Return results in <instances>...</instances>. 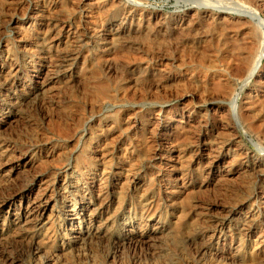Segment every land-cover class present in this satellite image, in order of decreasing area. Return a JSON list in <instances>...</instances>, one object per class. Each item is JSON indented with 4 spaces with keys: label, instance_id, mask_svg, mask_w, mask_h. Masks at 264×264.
<instances>
[{
    "label": "rangeland",
    "instance_id": "1",
    "mask_svg": "<svg viewBox=\"0 0 264 264\" xmlns=\"http://www.w3.org/2000/svg\"><path fill=\"white\" fill-rule=\"evenodd\" d=\"M2 1L0 264H264V0Z\"/></svg>",
    "mask_w": 264,
    "mask_h": 264
},
{
    "label": "bare ground",
    "instance_id": "2",
    "mask_svg": "<svg viewBox=\"0 0 264 264\" xmlns=\"http://www.w3.org/2000/svg\"><path fill=\"white\" fill-rule=\"evenodd\" d=\"M0 1H2V0H0ZM8 1V0H7ZM11 1V0H10ZM32 1V0H31ZM41 1V0H40ZM51 1H53V0H51ZM55 1V0H54ZM63 2H64V0H62ZM82 1V0H81ZM84 1H86V3H87V1L88 0H84ZM89 1H91V0H89ZM3 2V1H2ZM5 2H6V0H5ZM16 2V1H15ZM34 2V1H33ZM38 2H39V0H38ZM42 2V1H41ZM57 2H60V1H58L57 0ZM68 2V1H67ZM66 2V3H67ZM72 2V1H71ZM70 2V3H71ZM107 2V1H106ZM49 3V2H48ZM47 3V4H48ZM65 3V4H66ZM75 3V2H74ZM90 3V2H89ZM43 4V3H42ZM51 4V3H50ZM53 4V3H52ZM62 4V3H61ZM72 4H73V2H72ZM76 4V3H75ZM82 4V3H81ZM85 4V3H84ZM83 4V5H84ZM96 4H98V2L96 3ZM103 4V3H102ZM105 4V3H104ZM109 4V3H108ZM6 5V4H5ZM14 5V4H13ZM35 5V4H34ZM39 5V4H38ZM68 5H70V4H68ZM92 5H94V3L92 4ZM99 5H101V4H99ZM107 5V4H106ZM105 5V6H106ZM11 6V5H10ZM15 6V5H14ZM43 6H45L44 4H43ZM56 6V5H55ZM63 7H64V5H62ZM90 6V5H89ZM111 6V5H110ZM109 6V7H110ZM21 7V6H20ZM19 7V8H20ZM25 7V6H24ZM36 7V6H35ZM39 7V6H38ZM42 7V6H41ZM46 7H48V6H46ZM60 7V6H59ZM58 7V8H59ZM86 7V6H85ZM100 7V6H99ZM107 7V6H106ZM6 8V7H5ZM8 8V7H7ZM11 8V7H10ZM9 8V9H10ZM13 8V7H12ZM51 8V7H50ZM57 8V7H56ZM57 8V9H58ZM68 8V7H67ZM70 8V7H69ZM88 8V7H87ZM87 8H85V9H87ZM22 9V8H21ZM21 9H20V12H22L21 11ZM35 9V13H33L34 15H36L37 16V18L39 17L40 19L42 18L41 17V14H40V12L36 9V8H34ZM45 9V8H44ZM56 9V10H57ZM61 9V8H60ZM74 9V8H73ZM77 9V8H76ZM75 9V10H76ZM98 9V8H97ZM106 9V8H105ZM109 9V8H108ZM12 10V9H11ZM18 10V9H17ZM27 10V9H26ZM41 10V9H40ZM43 10V9H42ZM52 10V9H51ZM86 11V10H85ZM18 12V11H17ZM46 12V11H45ZM48 12V11H47ZM52 12V11H51ZM70 12V11H69ZM107 12V11H106ZM65 13V12H64ZM87 13V12H86ZM105 13V12H104ZM21 14V13H20ZM49 14V13H48ZM54 14V13H53ZM89 14V13H88ZM101 14V13H100ZM109 14V13H108ZM17 15V14H16ZM47 15V14H46ZM50 15V14H49ZM57 15V14H56ZM67 15V14H66ZM86 15V14H85ZM93 15V14H92ZM15 16V15H14ZM50 16H52V15H50ZM91 16V15H90ZM107 17V16H106ZM51 18V17H50ZM88 18H90V17H88ZM98 18V17H97ZM103 18H105L104 16H103ZM102 18V19H103ZM108 18V17H107ZM10 19V18H9ZM43 19V18H42ZM57 19V18H56ZM91 19V18H90ZM32 20V19H31ZM34 20H36V19H34ZM59 20V19H58ZM100 19H98L97 21H99ZM147 20V19H146ZM222 20H223V18H222ZM47 21V20H46ZM89 21V20H88ZM133 21V20H132ZM50 22V21H49ZM70 22V21H69ZM92 22V21H91ZM90 22V23H91ZM94 22V21H93ZM53 23V22H52ZM52 23H48V24H43V25H39L40 26V28L36 31V29H35V31H36V34H38V35H42L43 36V34H44V36L47 34V36L46 37H48V35H49V37H50V35L51 36H53L52 34H54V36H56V35H59L60 33H65V39L69 36V31H70V28H69V26H63V25H56V24H52ZM54 23H55V21H54ZM58 23V22H57ZM85 23V22H84ZM34 24V23H33ZM40 24V23H39ZM60 24V23H59ZM68 25V24H67ZM72 25V24H71ZM133 25V24H132ZM152 25V24H151ZM17 26V25H16ZM31 26H32V24H28V25H26L25 26V31H27L28 29H31ZM83 26H85V25H83ZM86 26H88L87 24H86ZM119 26V25H118ZM33 27V26H32ZM93 27V26H92ZM111 27V26H110ZM120 27V26H119ZM122 27V26H121ZM18 30H16V33H17V31H18V33H20L21 31V27L20 26H18V27H16ZM87 28V27H86ZM91 28V27H90ZM94 28V27H93ZM92 28V29H93ZM112 28V27H111ZM114 28V27H113ZM118 28V27H117ZM137 28V27H136ZM221 28V27H220ZM80 29V28H79ZM89 29V28H88ZM96 29V28H95ZM110 29V28H109ZM183 29H185V28H183ZM73 30H74V28H73ZM116 30V29H115ZM114 30V31H115ZM135 30V29H134ZM34 31V30H33ZM87 31V30H86ZM92 31V30H91ZM109 31H111V30H109ZM109 31H108V33H109ZM113 31V30H112ZM126 31V30H125ZM79 32V31H78ZM89 32V31H88ZM121 32H122V30H121ZM133 32V31H132ZM28 33V32H27ZM26 33V34H27ZM75 33H77V32H75ZM74 33V34H75ZM82 33V32H81ZM89 33H92V32H89ZM135 33V32H134ZM138 33V32H137ZM229 33H230V31H229ZM231 33H232V31H231ZM238 33V32H237ZM35 34V33H34ZM34 34L32 35V36H34ZM83 34H85V33H83ZM94 34H95V32H94ZM119 34V33H118ZM144 34V33H143ZM17 35V34H16ZM23 34H21V36H22ZM25 35V34H24ZM76 35V34H75ZM89 35V34H88ZM113 35V34H112ZM111 35V36H112ZM114 35H115V33H114ZM113 35V36H114ZM124 35V34H123ZM133 35V34H132ZM136 35V34H135ZM20 36V37H21ZM73 36V35H72ZM82 36V35H81ZM85 36V35H84ZM232 36V35H231ZM239 36V35H238ZM240 36H242V35H240ZM39 37V36H38ZM46 37H43L44 39L46 38ZM80 37V36H79ZM97 37V36H96ZM125 37H126V34H125ZM232 37H234V36H232ZM18 38V37H17ZM25 38V37H24ZM27 38V37H26ZM30 38V37H29ZM40 38H42V37H40ZM54 38V37H53ZM76 38V37H75ZM103 38V37H102ZM115 38V37H114ZM121 38V37H120ZM239 38V37H238ZM242 38V37H241ZM36 39V38H35ZM61 39V38H60ZM70 39V38H69ZM113 39V38H112ZM116 39V38H115ZM232 39H234V38H232ZM51 40V39H50ZM242 40V39H241ZM244 40V39H243ZM21 41V40H20ZM30 41V40H29ZM32 41V40H31ZM45 41V40H44ZM47 41V40H46ZM82 41V40H81ZM80 41V42H81ZM107 41V40H106ZM239 41H240V38H239ZM37 42V41H36ZM61 42H62V40H61ZM68 42V41H67ZM66 42V43H67ZM110 42H113V41H110ZM232 42V41H231ZM23 43V42H22ZM25 43V42H24ZM33 43V42H32ZM77 43V42H76ZM205 43V42H204ZM244 42H242V44H243ZM5 44V43H4ZM2 45V48L7 52V50H8V48H7V45ZM44 44V43H43ZM74 44H75V42H74ZM118 44V43H117ZM57 45V44H56ZM73 45V44H72ZM248 45V44H247ZM264 45V35H262V39H261V41H260V44H259V48H257L258 49V51L256 52V54L254 55V56H249V66L247 67V69H246V76H245V79L249 76V75H251L256 69H257V67H258V65L261 63V58H262V54H261V52H260V48H261V46H263ZM24 46V45H23ZM49 46V45H48ZM63 46V45H62ZM244 46V45H243ZM45 47V46H44ZM66 47H68V46H66ZM71 47V46H70ZM77 47H79V46H77ZM251 47V46H250ZM40 48V47H39ZM38 48V49H39ZM56 48V47H55ZM57 48H61V47H57ZM127 48V47H126ZM249 48V47H248ZM247 47H246V49H248ZM46 49H47V47H46ZM69 49V48H68ZM9 50H10V48H9ZM9 50H8V52H9ZM29 50V49H28ZM51 50V49H50ZM74 51V50H73ZM222 51V50H221ZM64 52V51H63ZM232 52V51H231ZM230 52V53H231ZM55 53V52H54ZM53 53V54H54ZM73 53V52H72ZM227 53V52H226ZM236 53V52H235ZM239 53V52H238ZM245 53V52H244ZM44 54H45V52H44ZM49 54H50V52H49ZM59 54V53H58ZM63 54V53H62ZM78 54V53H77ZM222 54V53H221ZM225 54V53H224ZM5 55V54H4ZM57 55V54H56ZM65 55V54H64ZM67 55V54H66ZM240 55V54H239ZM6 56H7V54H6ZM11 56V55H10ZM53 56V55H52ZM55 56V55H54ZM59 56V55H58ZM74 56V55H73ZM199 56V55H198ZM221 56V55H220ZM219 56V57H220ZM231 56H234V55H231ZM241 56V55H240ZM48 57V56H47ZM56 57V56H55ZM65 57V56H64ZM222 57V56H221ZM242 57V56H241ZM10 58V57H9ZM62 58V57H61ZM68 58H69V56H68ZM211 58V57H210ZM227 58V57H226ZM59 59V58H58ZM57 59V60H58ZM63 59V58H62ZM61 59V60H62ZM65 59V58H64ZM76 59V58H75ZM89 59V58H88ZM197 59V58H196ZM212 59V58H211ZM243 59V58H242ZM77 60V59H76ZM208 60V59H207ZM224 60V59H223ZM226 60H228V59H226ZM232 60V59H231ZM10 61V60H9ZM35 61V60H34ZM55 61V60H54ZM63 61V60H62ZM69 61V60H68ZM89 61V60H88ZM236 61V60H235ZM234 61V62H235ZM59 62V61H58ZM65 62V61H64ZM196 62V61H195ZM4 63V62H3ZM6 63V62H5ZM35 63V62H34ZM236 63V62H235ZM10 64V63H9ZM9 64H7V65H9ZM14 64V63H13ZM67 64V63H66ZM83 64H85V63H83ZM104 64V63H103ZM223 64V63H222ZM233 64V63H232ZM12 65V64H11ZM235 65V64H234ZM236 65H239L240 66V64H236ZM7 67V66H6ZM9 67V66H8ZM7 67V68H8ZM11 67V66H10ZM238 67V66H237ZM68 68V67H67ZM79 68V67H78ZM219 68V67H218ZM227 68V67H226ZM57 69V68H56ZM59 69V68H58ZM61 69V68H60ZM229 69H230V67H229ZM235 69H237V68H235ZM239 69V68H238ZM41 70V69H40ZM219 70V69H218ZM46 71V70H45ZM44 71V72H45ZM53 71V70H52ZM78 71H79V69H78ZM14 72V71H13ZM35 72H37V71H35ZM39 73V72H38ZM42 73V72H41ZM48 73V72H47ZM216 73V72H215ZM241 73H243V72H241ZM82 74V73H81ZM84 74V73H83ZM89 74V73H88ZM87 73H86V75L87 76H89ZM152 74V73H151ZM232 74V73H231ZM234 74H235V72H234ZM51 75V74H50ZM77 75V74H76ZM85 75V74H84ZM85 75V76H86ZM241 75V74H240ZM47 76V75H46ZM214 76V75H213ZM11 77H12V70H11V68H8V70L7 71H5L2 67L0 68V86H5V85H7V86H9L10 85V83H12V81H11ZM33 77V76H32ZM38 77V76H37ZM37 77H35L36 79H37ZM57 77V76H56ZM66 77V76H65ZM223 77H225V76H223ZM227 77V76H226ZM225 77V78H226ZM92 78V77H91ZM256 78L258 79V80H264V66L257 72V76H256ZM49 79V78H48ZM69 79V78H68ZM80 79V78H79ZM79 79H77V81H79ZM93 79V78H92ZM218 79V78H217ZM220 79V78H219ZM228 79V77L226 78V80ZM47 80V79H46ZM90 80V79H89ZM101 80V79H100ZM213 80V79H212ZM223 80V79H222ZM42 81V80H41ZM49 81V80H48ZM51 81H52V79H51ZM220 81V80H219ZM224 81V80H223ZM222 81V82H223ZM177 82V81H176ZM191 82V81H190ZM201 82V81H200ZM214 82V81H213ZM225 82V81H224ZM224 82H223V85H224ZM258 82V81H257ZM40 83V82H39ZM44 83V82H43ZM81 83V82H80ZM256 83V82H255ZM87 84V83H86ZM96 84V83H95ZM225 84H226V82H225ZM229 84H231V83H229ZM256 85H258V84H256ZM264 84L263 83H259V88L261 89L260 90V92L261 93H263L264 94V89H263V86ZM94 86H97V85H94ZM225 86V85H224ZM223 86V87H224ZM231 86V85H230ZM44 87V86H43ZM211 87V86H210ZM217 87H218V85H217ZM222 87V86H221ZM42 88V87H41ZM43 89V88H42ZM45 89V88H44ZM97 89H100V88H97ZM227 89V88H226ZM61 90V89H60ZM91 90V89H90ZM192 90V89H191ZM200 90V89H199ZM255 90V89H254ZM13 91V90H12ZM99 91H101V90H99ZM123 91V90H122ZM35 92V91H34ZM215 92H216V90H215ZM84 93H85V91H84ZM224 93V92H223ZM225 93H227V92H225ZM30 94V93H29ZM69 94V93H68ZM86 94H88V93H86ZM121 94V93H120ZM220 94V93H219ZM250 95V94H249ZM262 95V94H261ZM252 96V95H251ZM99 98V97H98ZM198 98V97H197ZM254 98V97H253ZM90 99V98H89ZM88 99V100H89ZM246 99V98H245ZM255 99V98H254ZM253 99V100H254ZM264 99V98H263ZM111 100V99H110ZM197 100V99H196ZM218 100V99H217ZM256 100V99H255ZM258 100V99H257ZM262 100V99H261ZM104 101H107L106 99L104 100ZM103 100H102V103L104 102ZM208 101V100H207ZM212 101H215V100H212ZM263 102V101H262ZM262 102H260V103H262ZM101 103V102H100ZM264 103V102H263ZM185 104V103H184ZM207 104V103H206ZM243 104V103H242ZM124 105V104H123ZM252 105V104H251ZM182 106V105H181ZM197 106V105H196ZM199 106V105H198ZM223 106V105H222ZM228 106H229V111H230V113H231V116L233 117V119L232 120H234V125H238V122H236L235 121V117H234V112H235V105H234V103L232 102V101H230L229 102V104H228ZM227 106V107H228ZM201 107V106H200ZM211 107V106H210ZM60 109H62V108H60ZM179 109V108H178ZM197 109H199V108H197ZM214 109V108H213ZM212 108L211 109H206V111H211V110H213ZM195 110V109H194ZM178 111V110H177ZM186 111H188L187 109H185V108H183L181 111H180V113L179 114H183L184 112H186ZM169 112V111H168ZM199 112V111H198ZM221 112V111H220ZM223 112V111H222ZM221 112V113H222ZM248 112V111H247ZM250 112V114H252V110L251 111H249ZM258 112V111H257ZM214 113H215V111H214ZM244 113V112H243ZM176 114V113H175ZM185 114V113H184ZM191 114V112H189V114H187L188 116L186 117V118H188L189 119V115ZM199 114V113H198ZM247 114V113H246ZM218 115V114H217ZM216 115V116H217ZM220 115V114H219ZM253 115H254V113H253ZM169 116V115H168ZM193 116V115H192ZM77 117V116H76ZM171 117V116H170ZM182 117V116H181ZM175 118V117H174ZM185 118V117H184ZM219 118V117H218ZM226 118V117H225ZM188 119H187V121H188ZM249 119V118H248ZM179 120V119H178ZM223 120H225V119H223ZM264 120V119H263ZM169 121V120H168ZM171 121H173V119H171ZM226 121V120H225ZM58 122V121H57ZM191 123V122H190ZM201 123V122H200ZM217 123V122H216ZM248 123V122H247ZM246 123V124H247ZM167 124V123H166ZM174 124V123H173ZM212 124V123H211ZM124 125V124H123ZM83 126V125H82ZM174 126V125H173ZM210 125H208L206 122H203V124H202V128H203V130H204V132H203V136H209L210 135V133L212 134V132H213V130H212V128L210 127V128H208ZM214 126V125H213ZM219 126V125H218ZM225 126V125H224ZM246 126V125H245ZM250 126V125H249ZM171 127V126H170ZM222 127V126H221ZM174 128H175V126H174ZM188 128V127H187ZM159 130V129H158ZM202 130V129H201ZM228 130V129H227ZM218 131V130H217ZM216 134V133H215ZM232 134V133H231ZM213 135V134H212ZM182 136V135H181ZM171 137V136H170ZM201 137V136H200ZM208 138V137H207ZM206 138V139H207ZM231 138H233V136L231 137ZM199 139V138H198ZM212 139H213V137H212ZM236 139V138H235ZM213 140H215V139H213ZM163 141V140H162ZM202 141H204V140H202ZM232 141V140H231ZM205 142H206V140H205ZM213 142V141H212ZM219 144V143H218ZM234 144V143H233ZM207 146V145H206ZM258 148H260V149H262L263 148V146L261 145V144H259V143H257V145H256ZM168 148V147H167ZM219 150V149H218ZM202 153H204V152H207V149L205 148V146L204 147H202V149L200 150ZM222 151V149L220 148V150L218 151V153L220 152V154L222 153L221 152ZM239 151V150H238ZM156 153H158V152H156ZM201 153V154H202ZM212 154V153H211ZM209 155V154H208ZM22 158V157H21ZM161 158V157H160ZM176 158V157H175ZM174 158V159H175ZM194 158V157H193ZM219 158V157H218ZM164 159V158H163ZM221 159V158H220ZM174 161V160H173ZM216 161V160H215ZM247 161V160H246ZM261 162V164L264 166V160H262V161H260ZM174 166H175V164H174ZM260 167V166H259ZM263 168V167H262ZM254 171V170H253ZM244 180V179H243ZM28 200V199H27ZM253 202V201H252ZM27 203V202H26ZM25 203V204H26ZM232 203V202H231ZM27 205V204H26ZM81 211H83L82 209H81ZM68 213H69V211H68ZM74 213V212H73ZM68 217L70 216L71 217V215L70 214H68L67 215ZM73 232V231H72ZM258 234V233H257Z\"/></svg>",
    "mask_w": 264,
    "mask_h": 264
}]
</instances>
